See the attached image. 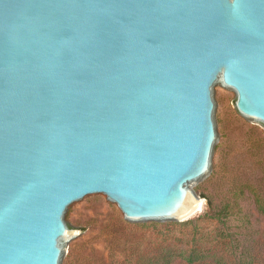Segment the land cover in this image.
Wrapping results in <instances>:
<instances>
[{
  "label": "water",
  "instance_id": "water-1",
  "mask_svg": "<svg viewBox=\"0 0 264 264\" xmlns=\"http://www.w3.org/2000/svg\"><path fill=\"white\" fill-rule=\"evenodd\" d=\"M223 86L264 126V0H0V264H68L89 200L184 223Z\"/></svg>",
  "mask_w": 264,
  "mask_h": 264
},
{
  "label": "rangeland",
  "instance_id": "rangeland-1",
  "mask_svg": "<svg viewBox=\"0 0 264 264\" xmlns=\"http://www.w3.org/2000/svg\"><path fill=\"white\" fill-rule=\"evenodd\" d=\"M222 93L227 141L219 148V171L203 187H192L203 201L201 209L184 223L133 225L116 202L89 200L72 214L70 224L77 229L78 239L65 244L68 264L120 262L130 253L131 238L141 239V247L148 253L165 246L173 248L172 264H188L185 256L192 249H201L206 256L196 264H214V254L206 249L216 256L233 254L225 245L229 231L238 232L235 236L240 238V246L252 244L256 264H264V214L257 201L264 206V126L252 124L239 112L234 90L223 86ZM235 185L245 190L240 201L246 223L232 218L226 231L216 220H200L211 210L209 200L221 203L225 195L233 194Z\"/></svg>",
  "mask_w": 264,
  "mask_h": 264
},
{
  "label": "trees",
  "instance_id": "trees-1",
  "mask_svg": "<svg viewBox=\"0 0 264 264\" xmlns=\"http://www.w3.org/2000/svg\"><path fill=\"white\" fill-rule=\"evenodd\" d=\"M245 194L244 187L241 185H235L233 187L232 195H225L221 203L214 204L210 199V212H207L206 215L200 218L207 220H216L221 226L225 228L226 231H229L228 222L235 218L241 224H245L247 219L243 214V208L241 205L240 198ZM206 197V196H205ZM259 204V209L264 214V206L257 199ZM175 223V222H173ZM153 224H158L153 222ZM249 230V227L244 225ZM235 233L231 232L226 233L225 245H227L228 251H232L228 257L225 256H216L217 253H212V249H206L213 258L214 264H256V255L254 254V247L252 244L240 246V238L235 236ZM227 239V240H226ZM163 241V240H162ZM130 245V253L120 262H114V264H172L175 260V252L171 247H163L154 252L148 253L142 247L141 239H128ZM205 252V251H204ZM205 254L201 249H192L186 256L185 259L188 264H196L198 261H203L205 259Z\"/></svg>",
  "mask_w": 264,
  "mask_h": 264
},
{
  "label": "bare ground",
  "instance_id": "bare-ground-1",
  "mask_svg": "<svg viewBox=\"0 0 264 264\" xmlns=\"http://www.w3.org/2000/svg\"><path fill=\"white\" fill-rule=\"evenodd\" d=\"M203 204V201L199 198H194L192 205H193V212L195 213L196 211H199L201 209V206Z\"/></svg>",
  "mask_w": 264,
  "mask_h": 264
}]
</instances>
